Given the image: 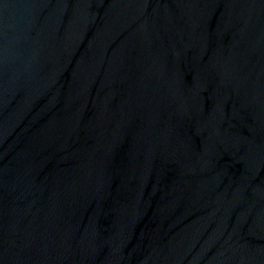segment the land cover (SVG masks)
Listing matches in <instances>:
<instances>
[{"label": "water", "instance_id": "water-1", "mask_svg": "<svg viewBox=\"0 0 264 264\" xmlns=\"http://www.w3.org/2000/svg\"><path fill=\"white\" fill-rule=\"evenodd\" d=\"M0 264H264V0H0Z\"/></svg>", "mask_w": 264, "mask_h": 264}]
</instances>
